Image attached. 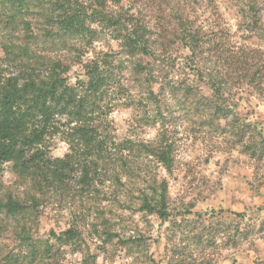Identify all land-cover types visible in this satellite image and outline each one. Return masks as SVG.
Wrapping results in <instances>:
<instances>
[{
    "label": "rangeland",
    "instance_id": "rangeland-1",
    "mask_svg": "<svg viewBox=\"0 0 264 264\" xmlns=\"http://www.w3.org/2000/svg\"><path fill=\"white\" fill-rule=\"evenodd\" d=\"M107 6L112 9V2ZM127 9L149 23L160 66L177 86L159 103L163 126L143 124L144 110L136 102L141 90L129 81L127 62L117 67L116 60L124 59L118 40L101 33L83 58L108 53L117 67L116 80L129 88L122 96L131 104L109 116L115 135L148 141L165 127L176 148L174 168L168 173L140 153L134 158L146 165L140 177H120L118 183V177H98L83 187L75 175L61 189L47 188L34 200L31 179L17 177L10 162L2 164L0 197L16 196L25 209L17 216L0 212V264H29L27 243L17 235L22 226L38 244L33 264H264V141L259 137L264 135V94L234 57L264 52V0H121L114 7L115 12ZM181 18L194 19L190 26L202 38L192 59L174 35ZM67 76L72 85L86 80L82 64H74ZM211 80L223 85L226 118H216L205 105L212 96ZM188 85L192 91L185 95ZM118 95L111 94L113 103ZM47 146L52 158L68 151L59 136ZM162 180L170 211L166 221L142 209L139 197V189L150 197L152 186ZM72 226L81 232L79 246L59 245L50 234ZM106 230L116 234L111 241L105 240Z\"/></svg>",
    "mask_w": 264,
    "mask_h": 264
},
{
    "label": "trees",
    "instance_id": "trees-1",
    "mask_svg": "<svg viewBox=\"0 0 264 264\" xmlns=\"http://www.w3.org/2000/svg\"><path fill=\"white\" fill-rule=\"evenodd\" d=\"M108 2H112V9L107 6ZM120 2L0 0V166L10 162L17 177H29L35 191L34 200L47 188L61 189L75 175L83 187L98 177H118L116 183L121 181L120 177H140L146 167L134 159L140 153L151 157L168 173L174 168L176 148L165 127L148 141L130 136L119 138L114 128L109 127L110 113L131 104L129 97L122 96L129 88L116 80L114 71L124 61L129 81L137 83L142 93H138L136 102L143 107L145 125L161 123L163 126L166 117L159 103L168 97V90L174 91L177 87L160 66L149 23L129 9L115 12L114 7ZM255 5L252 1L250 11L258 26L261 19L254 12ZM191 24L194 19L181 18L174 31L188 49L189 59L197 56L202 46L200 32ZM261 29L264 40V28ZM105 32L119 41L124 56V59H113L118 61L114 68L108 53L83 58L88 47ZM145 56L152 60L148 61ZM234 57L242 69L250 71L246 73L249 82L264 94V52L259 51L254 58ZM74 64H82L86 80L78 79L72 85L68 83L67 73ZM157 84L160 88L156 91ZM222 86L211 80L212 96L205 104L216 118H226L229 108L221 99ZM183 89L185 95L192 91L189 85ZM113 93L121 95L115 98V103L110 99ZM54 136L68 145L62 157L49 156L47 141ZM259 137L264 141L262 133ZM139 191L141 208L155 212L163 221L168 220L167 182L162 180L152 186L150 197L144 189ZM23 203L11 194L0 197V212L17 216L25 209ZM50 234L59 245L79 246L81 232L74 226L59 234L53 231ZM17 235L27 243L28 262L33 264L38 244L32 240L30 229L22 226ZM115 235L106 230L105 240L111 241ZM125 243L130 246L129 241ZM43 244L46 250H51L47 241Z\"/></svg>",
    "mask_w": 264,
    "mask_h": 264
}]
</instances>
